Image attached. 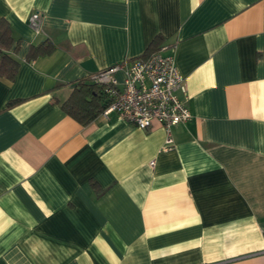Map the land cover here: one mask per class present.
Segmentation results:
<instances>
[{
    "label": "crops",
    "instance_id": "crops-1",
    "mask_svg": "<svg viewBox=\"0 0 264 264\" xmlns=\"http://www.w3.org/2000/svg\"><path fill=\"white\" fill-rule=\"evenodd\" d=\"M0 18L19 38L0 77V264H264V0H0ZM154 39L189 95L172 147L158 123L64 112L75 81Z\"/></svg>",
    "mask_w": 264,
    "mask_h": 264
},
{
    "label": "built area",
    "instance_id": "built-area-1",
    "mask_svg": "<svg viewBox=\"0 0 264 264\" xmlns=\"http://www.w3.org/2000/svg\"><path fill=\"white\" fill-rule=\"evenodd\" d=\"M40 18L38 11L28 17L36 32ZM90 79L101 87L104 96L101 116L108 118L113 113L140 129H149L154 123L162 125L167 134L164 149L173 146L171 127L191 119L189 95L175 64L173 45L162 44L147 54L125 58L98 70Z\"/></svg>",
    "mask_w": 264,
    "mask_h": 264
},
{
    "label": "trees",
    "instance_id": "trees-1",
    "mask_svg": "<svg viewBox=\"0 0 264 264\" xmlns=\"http://www.w3.org/2000/svg\"><path fill=\"white\" fill-rule=\"evenodd\" d=\"M159 42L160 39H154L143 54L154 50ZM18 47L19 38H13L9 23L6 19L0 18V77L8 80L15 78L19 67V60L15 54ZM53 47V43L48 39L32 44L28 48L26 60L34 59L40 54L50 53ZM105 104L101 87L88 77L74 82L71 93L61 102V108L79 123L87 124L100 114ZM91 185L95 187L96 183L91 180Z\"/></svg>",
    "mask_w": 264,
    "mask_h": 264
}]
</instances>
